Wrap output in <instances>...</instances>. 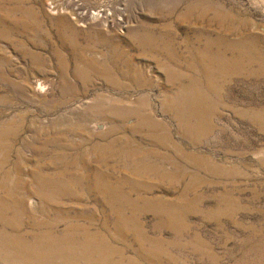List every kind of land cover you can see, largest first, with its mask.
Listing matches in <instances>:
<instances>
[{"label":"rangeland","instance_id":"374dc122","mask_svg":"<svg viewBox=\"0 0 264 264\" xmlns=\"http://www.w3.org/2000/svg\"><path fill=\"white\" fill-rule=\"evenodd\" d=\"M65 6L0 0V264H264V0Z\"/></svg>","mask_w":264,"mask_h":264},{"label":"built area","instance_id":"2783aa9c","mask_svg":"<svg viewBox=\"0 0 264 264\" xmlns=\"http://www.w3.org/2000/svg\"><path fill=\"white\" fill-rule=\"evenodd\" d=\"M47 8L52 14H63L66 9V3L69 0H45Z\"/></svg>","mask_w":264,"mask_h":264},{"label":"bare ground","instance_id":"6f19581e","mask_svg":"<svg viewBox=\"0 0 264 264\" xmlns=\"http://www.w3.org/2000/svg\"><path fill=\"white\" fill-rule=\"evenodd\" d=\"M40 82H41V81H40ZM30 83H31V82H30ZM34 83H35V82H34ZM28 84H29V83H28ZM28 84H27V85H28ZM39 84H40V83L38 82V86H39ZM42 84H43V83H42ZM29 85H31V84H29ZM32 85H33V84H32ZM36 85H37V84H36ZM29 87H30V86H29ZM31 87H32V86H31ZM33 87H34V86H33ZM33 87H32V88H33ZM38 88H39V87H38ZM27 89H28V88H27ZM36 89H37V88H36ZM41 89H42V88H41ZM41 89H40V91H41ZM28 90H29V89H28ZM31 91H32V90H31ZM32 92H33V91H32ZM36 93H37V92H36ZM36 93H35V94H36ZM38 93H39V92H38ZM100 121H101V120H100ZM93 125H94V124H93ZM98 125H99V123H98ZM98 125H97V126H98ZM104 125H105V124H104ZM99 126H100V125H99ZM90 128H91V127H90ZM90 128L88 129L89 131L92 129V128H91V129H90ZM94 129H95V126H94ZM94 129H93V130H94ZM101 129H102V128H101ZM101 129H100V130H101ZM91 131H92V130H91ZM98 131H99V129H98ZM83 133H84V132H83ZM91 133H92V132H91ZM91 133H90V134H91ZM85 136H86V135H85ZM30 206H31V205H30ZM229 217H230V216H229Z\"/></svg>","mask_w":264,"mask_h":264}]
</instances>
